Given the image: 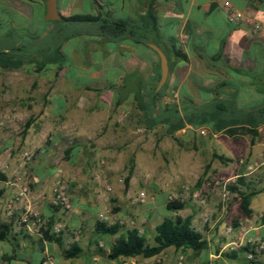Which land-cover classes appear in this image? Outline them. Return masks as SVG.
I'll return each mask as SVG.
<instances>
[{"label": "crops", "instance_id": "0c3cea01", "mask_svg": "<svg viewBox=\"0 0 264 264\" xmlns=\"http://www.w3.org/2000/svg\"><path fill=\"white\" fill-rule=\"evenodd\" d=\"M0 1L16 17L30 18L35 13L45 21V0ZM54 3L58 15L55 20L61 23L60 17L74 15L132 20L138 26L134 36L146 39L147 43L130 38L109 42L92 35L88 40L90 46L79 40L80 43L69 46L68 55L47 63L37 72L42 75L45 89L38 94V104L28 112L24 122L27 128L23 133L20 131L17 144L21 146L10 158L2 153L6 143L0 146V166H5L0 173V224L7 226L0 240V264H38L44 252L54 264H177L178 258L181 264H245L243 252H237L234 260L222 256L228 251L224 246L239 234V227L225 234L219 226L233 217L223 220L228 199L235 197L239 206L235 194L224 189L222 194L205 190L215 198L217 215L208 225L201 224V209L191 202L176 212L165 209L168 196L178 194L196 168L204 173L212 160L211 145L224 152L218 154L223 158L237 153L227 142L235 137L222 131L206 132L201 126L194 128L184 122L180 125L172 117L169 121L160 117L173 110L179 117L177 109L182 96L188 107L214 96L226 102L229 111L243 112L259 106L264 96L261 92L264 0H54ZM230 10L248 16L258 29L254 30L248 22L228 21ZM148 43L158 47L167 62L166 78L160 87V103L165 104L166 110L160 115L156 114L152 100V88L159 79V59ZM79 45L88 49L86 59H79ZM173 50H180L182 57L176 58ZM22 67L13 70L21 71ZM25 69L34 71V67ZM195 142L209 149L204 164L191 149ZM255 146L256 142L249 147ZM23 150L33 151V158L25 173L16 174L19 153ZM259 165L264 166V159ZM235 172L234 178L241 174L239 170ZM56 175L68 184L71 206L67 211L48 203ZM20 185H27L29 194L14 204L13 215L8 218L2 203ZM139 194L144 195V200L134 203ZM260 205L264 206V199ZM104 207L112 212L106 225L116 224L117 219L123 221L111 235L95 230L97 216ZM27 208L37 211L48 222H59L67 231H77V241L64 234L56 244L14 230L13 218ZM249 208L252 211V199ZM231 209L229 205V214ZM172 216L188 218L190 226L206 241L207 247L199 255L167 247L149 258H107L114 243L131 230L152 245L155 226ZM256 233L264 234V223L244 235L251 237ZM69 246L75 247L77 253L65 258L64 250ZM256 261L264 264V254L257 256Z\"/></svg>", "mask_w": 264, "mask_h": 264}, {"label": "rangeland", "instance_id": "374dc122", "mask_svg": "<svg viewBox=\"0 0 264 264\" xmlns=\"http://www.w3.org/2000/svg\"><path fill=\"white\" fill-rule=\"evenodd\" d=\"M45 2L46 0L44 4ZM30 5L33 6L32 4ZM3 8H5V4L0 1V49L9 46H22L29 52L32 49L44 50L47 48V52L54 54V49L60 47L59 52H61L63 57L64 55H68L67 51L69 46L72 47L76 43H80V41L90 46L88 40H91V36L96 33L94 25L64 24L58 20L43 21V19L38 17L35 13L30 18L16 17L12 12ZM77 51L78 53L81 51V53L78 54L80 60L86 59V54L88 52L86 46L83 47L79 45ZM67 59V61H69V58ZM65 66L68 67L69 65ZM27 67L29 69L33 68L32 65H24L21 71L0 69V120H4L5 122L4 127L0 130V146L6 143L4 147H11L13 153H17L18 148L21 146L17 144L19 142L20 131L28 116V112L32 107L38 104V94H41L45 89L42 75L31 70L28 72L25 69ZM201 98H205L204 94H202ZM263 99L264 97L261 99V102ZM179 100L180 104L177 109L179 117H182L183 114L191 113L195 118L198 114L196 111L204 110L203 106L196 107V109H194V107H188L185 103L187 99L183 96L180 97ZM205 109L208 111V108ZM168 114L172 117H176V113L174 112H169ZM215 123L216 122L212 119H206L201 125L194 124L193 127L197 128L201 126L203 130L207 132L212 130ZM221 138L225 139L224 137ZM204 139L206 140L207 138ZM248 140L249 137L247 135L232 139L228 138L227 142L237 150V153L234 151L230 157L227 155L224 156V158H231V161L219 162L212 158L208 167L204 168L203 174L200 173L199 168H196L193 174L190 175L188 184L197 190H201V192L202 190L204 191V208L212 215L210 222L217 217L215 214L216 210L214 209L215 198L206 194V189H212L218 193H220L222 189L226 190L227 185L235 182L236 178L233 176L236 173L235 171L239 170L248 189L255 192V195L251 197L253 209L248 218L244 217L241 214L239 206H236L235 197H230L228 199L226 213L223 214V220L227 216L233 217H230L225 223L223 221V223H219L221 232L222 230L225 232L226 227L230 225L232 229L240 227L242 233L245 234L247 230H250L249 228H257L259 225L263 224L260 220V216H264V206H261L260 202L264 199V166H260L259 163L264 159V125L257 128V136L255 139L257 146L253 148L249 147ZM191 149L195 152V156L204 164L208 159L209 149L203 148L198 145L197 142L194 143ZM211 149L217 154H224L220 148L213 145H211ZM239 161H241V163H239ZM248 165H253L251 171L246 169ZM197 180H199V186L195 183ZM215 181L219 182V184L214 185L213 182ZM239 188L242 191L246 190L244 187ZM237 202L239 203V199ZM229 205H232L230 214L228 211ZM110 213H112L111 209ZM164 213L166 214L167 212L164 211ZM233 219L235 225L232 223ZM252 230H254L252 232H257L256 229ZM244 237L246 238L247 236L244 235ZM251 237L264 240V234L256 233ZM234 239L235 238L232 237L230 241ZM263 254L256 255L255 261L257 256Z\"/></svg>", "mask_w": 264, "mask_h": 264}, {"label": "trees", "instance_id": "16d2710c", "mask_svg": "<svg viewBox=\"0 0 264 264\" xmlns=\"http://www.w3.org/2000/svg\"><path fill=\"white\" fill-rule=\"evenodd\" d=\"M60 20L64 24H89L94 25L96 33L93 35L102 36L104 41L114 42L122 38H130L134 42L145 44L147 40L144 38L135 37V30L138 29L137 25H133L132 20H114L109 16L103 15H74L68 17H60ZM154 20V19H152ZM66 41V39H65ZM60 47L54 49V54L47 52V48L39 50H31L27 52L25 47L22 46H9L0 49V69L12 70L18 69L24 65H32L35 72H39L43 67L53 62L58 57H62L59 52ZM173 54L176 58H181L182 54L180 50H173ZM152 88L153 106H155L156 114L160 115L162 111L166 110L165 104L160 103L161 90L154 91ZM264 94V90L261 91ZM264 97V96H263ZM180 101V100H179ZM186 103V102H185ZM155 104V105H154ZM180 104V102H179ZM229 105V104H228ZM231 105V104H230ZM229 105V106H230ZM204 107V110L196 111L198 114L194 118L191 113L183 114L182 117H172L168 113L161 114L163 121H169L172 117L173 121L179 122L181 125L183 122L187 124H202L206 119H212L216 123L212 128V133L222 131L228 137H239L247 135L249 137V146L253 145L257 136V127L264 125V99L259 106L254 107L248 111L236 112L229 111L227 109L226 102L218 99L216 96L208 102H202L196 107ZM205 108H208L206 111ZM176 113L175 110H173ZM27 128V124L24 125L22 133ZM213 159L219 162H229L231 160L223 158L216 152H212ZM207 168V165L205 166ZM199 186V183L197 184ZM239 187H244L246 190L242 191ZM195 189V188H194ZM226 190L235 194L239 198V209L241 214L248 218L252 211L249 208L250 200L255 192L249 190L244 178L241 174L236 177L235 182L226 186ZM186 203H180L175 200L166 201L165 209L169 212H176L181 210ZM260 220L264 223V216H260ZM234 223V221H233ZM52 222H48V228L40 234L41 240L51 241L58 244L61 240V234H53L50 232ZM235 225V224H234ZM118 225H106L102 222L95 223V230L101 234H114L118 230ZM7 232V226L0 224V240L4 238ZM172 247L174 249L190 250L193 256L199 255L201 251L206 249V241L201 238V235L196 232L189 223L188 218H180L178 216H172L170 218H164L154 228L153 244L147 245L143 236L138 235L135 230L128 231L124 238L118 239L114 245L110 248L107 255L108 259H115L118 257H135L140 256L142 258H149L159 254L163 249ZM246 246H240L236 251L224 252L222 256L225 259L234 260L236 253L245 252ZM77 253L75 247L69 246L64 250V257H74ZM245 264H258L257 261H246Z\"/></svg>", "mask_w": 264, "mask_h": 264}, {"label": "built area", "instance_id": "2783aa9c", "mask_svg": "<svg viewBox=\"0 0 264 264\" xmlns=\"http://www.w3.org/2000/svg\"><path fill=\"white\" fill-rule=\"evenodd\" d=\"M228 21L230 22H248L253 26L254 30L258 29L257 24H253L251 19L244 15L243 13L230 10L227 16ZM4 120H0V130L4 127ZM3 155L5 158H10L12 155V148L5 147L3 149ZM33 151L23 150L19 153V164L16 167L14 173L17 174L18 171H22L25 173V167L31 162L33 158ZM241 163V161H239ZM253 165L246 166L248 171H251ZM5 166H0V173L4 172ZM16 178V176H15ZM18 180V179H17ZM5 184H14V182H5ZM214 185L219 184V182H213ZM106 190L109 191V187H106ZM29 194V189L27 185H20L17 187L16 192L13 196L8 200L2 203V208L4 214L11 218L14 212V204L20 203L22 200L27 198ZM225 196V193L223 194ZM144 200V195L139 194L133 202H142ZM177 201L180 203H188L191 202L198 206L201 211L199 214V218L202 225H208L211 221V214L204 208L205 207V197L204 195L197 189H194L189 184H184L180 188V192L175 195H170L167 198V201ZM1 203V202H0ZM50 206L55 207L61 211H67L70 209V199L68 193V184L65 179L56 175L53 181V185L51 187L50 198L48 200ZM110 210L107 207L102 209V212L97 216L98 221L102 223H107L109 221ZM114 223L123 224L121 219H117ZM14 230L22 231L27 235H38L43 231H46L48 228V220L44 218L37 211L32 208H27L24 211L20 212L18 216L13 218L12 221ZM251 229V228H249ZM50 232L53 234H61L71 236L73 241H77L79 234L77 231H67L63 228L62 224L59 222L52 223L50 227ZM233 232L232 227L229 225L225 229V234H231ZM240 246H246L247 250L244 252V259L246 261H255V256L258 254L264 253V240L260 238H252V237H244V233H242L241 228L239 227V234L236 240L230 241L226 246H224V250L233 251L239 248ZM38 264H54L51 257L47 254V252L43 253L42 259ZM177 264H181V258H178ZM231 264V263H229Z\"/></svg>", "mask_w": 264, "mask_h": 264}, {"label": "water", "instance_id": "95a60500", "mask_svg": "<svg viewBox=\"0 0 264 264\" xmlns=\"http://www.w3.org/2000/svg\"><path fill=\"white\" fill-rule=\"evenodd\" d=\"M44 20L45 21H50V20H55L58 19L56 7L54 0H46L45 2V14H44ZM147 46L153 50L159 59V68H160V73H159V79L157 81V84L155 86V91H158L160 87L162 86L165 78H166V73H167V62L164 54L162 51L156 47L155 45L148 43Z\"/></svg>", "mask_w": 264, "mask_h": 264}]
</instances>
